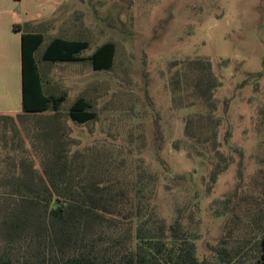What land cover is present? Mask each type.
I'll return each mask as SVG.
<instances>
[{"label":"trees","instance_id":"trees-1","mask_svg":"<svg viewBox=\"0 0 264 264\" xmlns=\"http://www.w3.org/2000/svg\"><path fill=\"white\" fill-rule=\"evenodd\" d=\"M44 40L40 31L21 32V111L0 115V264H264V162L245 183L239 161L237 181L219 201L222 233L199 258L198 236L185 223L184 211L190 210L176 207L169 223L160 216L153 202L157 175L138 166L143 160L131 148L70 149L73 139L61 112L67 94L46 87V69L88 60L95 70H110L115 42L81 56L87 40L53 36L37 56ZM176 64L169 76L171 103L194 108L184 116L182 141L188 154L211 163L208 189L231 161L216 140L217 78L209 60ZM67 114L77 123L96 117L84 96Z\"/></svg>","mask_w":264,"mask_h":264},{"label":"rangeland","instance_id":"rangeland-1","mask_svg":"<svg viewBox=\"0 0 264 264\" xmlns=\"http://www.w3.org/2000/svg\"><path fill=\"white\" fill-rule=\"evenodd\" d=\"M43 24L37 56L53 36L87 40L81 56L115 42L110 70H95L88 60L46 69V87L67 94L61 112L70 149L131 148L143 160L138 166L157 175L153 202L160 216L169 223L176 207L191 211L192 220L184 211L185 223L198 236L202 258L222 233L219 201L235 185L239 161L245 183L264 162V0H67ZM196 57L209 60L217 78L216 140L225 161L231 160L208 189L211 163L188 154L182 141L184 116L194 108H175L170 96L176 63ZM78 96L90 101L95 119L77 123L68 117ZM177 140L180 148L173 146Z\"/></svg>","mask_w":264,"mask_h":264},{"label":"crops","instance_id":"crops-1","mask_svg":"<svg viewBox=\"0 0 264 264\" xmlns=\"http://www.w3.org/2000/svg\"><path fill=\"white\" fill-rule=\"evenodd\" d=\"M67 0H0V115L21 111V32L40 31ZM18 24L20 30L13 26ZM15 113V115H13Z\"/></svg>","mask_w":264,"mask_h":264}]
</instances>
